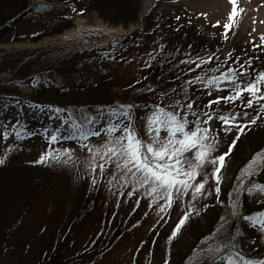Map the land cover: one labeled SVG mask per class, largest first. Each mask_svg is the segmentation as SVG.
<instances>
[{"label":"snow or ice","instance_id":"6c2138e0","mask_svg":"<svg viewBox=\"0 0 264 264\" xmlns=\"http://www.w3.org/2000/svg\"><path fill=\"white\" fill-rule=\"evenodd\" d=\"M60 2L83 15L73 0ZM229 2L232 10L222 25L225 42L238 16L237 0ZM175 20L179 23L181 17ZM212 27H221V22ZM157 30L163 31L159 23L153 29ZM164 39L162 35L154 39L151 49L139 58L127 59L124 49L117 47L119 42L102 53V61L139 65L141 75L129 83L128 89L134 91L127 101L60 105L5 99L0 103V141L5 144L0 167L6 165L10 153L23 150V142L39 138L42 150L30 164L75 170L76 182H86L93 191H106L115 199L116 208L134 201V213L146 201L144 217L154 210L160 224L167 223L174 207H179L181 215L168 235L169 243L212 206L210 201L224 204L222 190L228 183L230 217L220 216L214 230L200 239L193 253L196 264H264V253L254 247H264V182L255 179L261 166L253 158L239 174L230 175L237 142L252 126L264 124V35L259 43L248 41L250 52L244 49L236 54L232 49L226 55L220 48L194 51L192 45L183 52L170 50ZM155 65L170 67L171 86L145 83L149 76L144 73ZM53 85L70 91L39 75L27 81L34 90ZM140 96L145 98L137 102ZM29 117H43L47 123L33 127ZM256 156L264 162V152ZM245 197L256 198L254 211H244ZM237 221L244 230L233 232ZM132 227H139V222ZM248 230L255 236L242 243ZM91 243L94 246L96 241ZM145 243L141 241L133 253L132 264ZM245 244L257 254L249 255ZM163 264H171L170 250Z\"/></svg>","mask_w":264,"mask_h":264},{"label":"rangeland","instance_id":"374dc122","mask_svg":"<svg viewBox=\"0 0 264 264\" xmlns=\"http://www.w3.org/2000/svg\"><path fill=\"white\" fill-rule=\"evenodd\" d=\"M73 2L82 9L83 15L71 12L60 0H0V46L7 48H0V103L13 98H25L26 103L60 105L129 100L134 90L128 89V85L141 75L137 70L139 65L100 59L104 51H111L108 45L117 42L127 59L145 55L153 40H159L161 35L170 50L179 48L181 52L188 45L194 51L220 48L225 55L232 49L236 54L244 49L251 51L250 44L241 40L229 37L225 42L223 29H204L180 6L158 10L152 5L145 10L142 0ZM38 4L48 5V9ZM25 8L30 11L19 22L10 24ZM177 15L181 17L179 23L175 20ZM76 22L81 23L80 30ZM95 22L105 32L92 27ZM157 23L162 32L153 31ZM181 25L179 32L174 31ZM51 32L52 36H46ZM144 74L149 76L145 83L158 87L172 85V71L167 65L163 68L155 65ZM35 75L54 79L70 91L55 85L34 90L27 86V81ZM144 98L140 96L137 102ZM29 119L33 127L47 123L43 117ZM42 145L39 138L23 142V150L10 153L6 165L0 167V264H49L57 250L60 259L57 264H132L131 257L141 241L147 243L141 248L136 264H163L168 250L171 264H196L193 253L200 239L214 230L220 216L230 217V201L226 195L229 184L226 183L221 196L224 204L210 201L212 206L169 243L168 235L181 215L179 207H174L167 223L160 224L156 223L158 217L154 210L144 217L148 211L146 201L134 213V201L122 202L116 208L115 199L106 191H93L86 182H76L75 170L30 164ZM224 147L222 144L221 150ZM4 148L5 144L0 141V155ZM257 152H264V124L259 122L246 131L233 149L230 175L239 174L255 158L261 166L259 172L262 170L256 182H264V162L256 156ZM255 199L245 197V212L258 207ZM137 222L139 227L133 228ZM243 230L241 222L234 223L233 232ZM254 236L248 230L241 242ZM93 240L103 251H85ZM254 247L264 253V247ZM245 250L249 255L257 254L246 244Z\"/></svg>","mask_w":264,"mask_h":264},{"label":"bare ground","instance_id":"6f19581e","mask_svg":"<svg viewBox=\"0 0 264 264\" xmlns=\"http://www.w3.org/2000/svg\"><path fill=\"white\" fill-rule=\"evenodd\" d=\"M152 5L158 10H168L180 6L204 29L212 28L214 30L217 28L223 29L222 25L227 22L228 15L232 10L229 0H142V6L145 7V10H148ZM237 7L238 16L229 37L245 43L252 39L260 42L259 37L264 35V23H261V21H264V0H237ZM239 9H243V11H239ZM201 13L206 14V17ZM218 20L221 22V27L213 28L212 24ZM75 25L77 30L81 29V23L76 22ZM92 27L105 32V28L99 23H93ZM253 28L256 29L255 32H252ZM249 33H252L251 36ZM110 42L111 39L107 41V43ZM0 48L7 49L5 46H0Z\"/></svg>","mask_w":264,"mask_h":264},{"label":"trees","instance_id":"16d2710c","mask_svg":"<svg viewBox=\"0 0 264 264\" xmlns=\"http://www.w3.org/2000/svg\"><path fill=\"white\" fill-rule=\"evenodd\" d=\"M95 249H97L98 251H100V250L103 251V249L101 248L100 245H94V246L92 245L89 249H87L86 252H88V253H90V252H94ZM56 255H57V256H56ZM86 255H87V254H86ZM58 259H59V250L56 251V253L54 254L53 259L50 260L51 262H49V264H57ZM59 260H60V259H59Z\"/></svg>","mask_w":264,"mask_h":264}]
</instances>
